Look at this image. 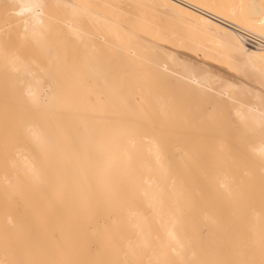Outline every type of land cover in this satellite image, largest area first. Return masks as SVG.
Masks as SVG:
<instances>
[{
  "label": "bare ground",
  "instance_id": "1",
  "mask_svg": "<svg viewBox=\"0 0 264 264\" xmlns=\"http://www.w3.org/2000/svg\"><path fill=\"white\" fill-rule=\"evenodd\" d=\"M146 16L264 81V0H0V262L264 261V95Z\"/></svg>",
  "mask_w": 264,
  "mask_h": 264
},
{
  "label": "rangeland",
  "instance_id": "2",
  "mask_svg": "<svg viewBox=\"0 0 264 264\" xmlns=\"http://www.w3.org/2000/svg\"><path fill=\"white\" fill-rule=\"evenodd\" d=\"M146 19H147L146 21L150 20L149 18H147V16H146ZM150 21L152 23L151 22H149V23H151L152 25H150L149 23L148 24L150 26H152V28H156L158 30V34L155 35V36L152 35L151 36L152 37L151 40H153L152 42H154L156 44H159L163 51L173 52L175 55H177L180 58L183 57L185 59L190 60L191 62L193 61L192 63L195 64V65H202V66L204 65L206 68H208V70H210L212 75L216 76L218 79L220 78L219 80L222 81V82L230 81L231 83H234L237 87L244 86V87H249V88H257L258 90H260V93L262 95H264V81H261V82L256 81V73L246 72V75L242 74L243 76H241V73H245V71L239 73L240 71H238L237 69H233L232 64H230L231 67H229L228 63H226V62L224 63V62H220L219 61V63H220L219 64V63H217L218 62L217 60H213V59H215V57L209 58L207 60H203L200 55H197V54H195L193 52H190L191 49L188 48V46L186 47V45H187L186 43H181V42L178 41V38L181 36V32H179L180 29H178L176 26H173V27H176V28H173L171 26H167L168 23L166 24V22H167L166 17L160 16L158 19L157 18L156 19H151ZM161 21H162V24H161ZM124 22L125 21H123V22L120 21V23L122 24V26L124 28H128L129 25H127V23L125 24ZM156 23L159 26H156L157 25ZM164 24H166V25H164ZM171 28H173V29H171ZM169 30H171V31H169ZM182 44H183V46H182ZM189 49H190V51H189ZM197 53H199V52L197 51ZM199 62L202 63V64H200ZM226 64H227V66H226ZM228 68H231V69L229 70ZM232 69L235 72L234 71L232 72L231 71ZM244 76H245V78H244ZM46 81H47L46 79H42V81H41V85L43 86V91L42 92H48V90L50 89V85L49 84L47 85ZM98 86H99V91L103 92L104 88H103V86H101L99 84V82H98ZM41 95H43V94L41 93ZM228 112H229V110H228Z\"/></svg>",
  "mask_w": 264,
  "mask_h": 264
},
{
  "label": "snow or ice",
  "instance_id": "3",
  "mask_svg": "<svg viewBox=\"0 0 264 264\" xmlns=\"http://www.w3.org/2000/svg\"><path fill=\"white\" fill-rule=\"evenodd\" d=\"M261 24L264 25V21H261ZM260 35H261L262 37H264V28L261 29ZM15 59H16L17 61L20 60V58H19L18 56H17ZM14 70H15V69H14ZM0 264H4V262H0ZM261 264H264V261H262Z\"/></svg>",
  "mask_w": 264,
  "mask_h": 264
}]
</instances>
